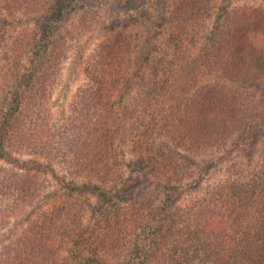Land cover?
<instances>
[{"label":"trees","instance_id":"obj_1","mask_svg":"<svg viewBox=\"0 0 264 264\" xmlns=\"http://www.w3.org/2000/svg\"><path fill=\"white\" fill-rule=\"evenodd\" d=\"M197 20L176 19L173 28L178 24L182 31L168 36L174 53L155 59L150 76L126 103L115 102L110 95L126 76L132 53L129 45L115 50L122 44L118 39L106 45L116 55L107 52L100 68L91 73L98 88L94 95L85 92L78 98L72 125L50 120L42 108L44 98L29 95L16 112L17 123L0 128V143L8 140L16 151L32 142L47 148L43 164L20 163L1 144L7 163L0 167L1 220L5 223L12 215L31 210L36 218L24 230L27 239L13 241L0 255V264H67L63 251L69 245L94 244L118 258L119 264H264V160L256 161L247 178L235 172L232 179L214 185L212 196L196 198L191 193L188 204L192 205L182 206L170 218L165 206L143 197L153 187L177 196L202 186L186 181L192 164L196 165L190 156L173 147H158L150 141L153 138L162 137L185 149L195 146L199 152L224 140L217 138L218 132L226 138L225 125L245 133L242 139L247 147L254 148L258 139L257 125L240 129L248 126L240 125V118L247 116L243 112L248 99L216 87H198L205 73L227 74L244 83L263 77L264 10L249 5L224 9L198 52L193 50L202 38L193 27ZM115 57L120 64L111 68L105 60L114 65ZM165 63L174 69H166ZM111 69L116 74H107ZM3 79L0 74L2 91L8 86ZM44 80L46 87L52 84L50 75ZM106 83L110 84L108 95L101 90ZM128 153L137 155L135 161H127ZM41 154L44 157L45 150ZM131 163L135 175L146 180L151 175L155 180L140 189L127 182L126 168ZM19 167L25 172H16ZM48 173L56 179L54 192L48 190ZM64 188L68 191L61 192ZM53 193L67 194L65 203L37 211L39 200ZM87 194L116 200L120 206L103 215L93 209ZM182 212L185 221L179 218ZM159 221L168 224L162 233L146 232L144 224L151 227Z\"/></svg>","mask_w":264,"mask_h":264},{"label":"rangeland","instance_id":"obj_2","mask_svg":"<svg viewBox=\"0 0 264 264\" xmlns=\"http://www.w3.org/2000/svg\"><path fill=\"white\" fill-rule=\"evenodd\" d=\"M248 5L260 6L264 10V0H0V74L8 84L3 90L4 93L0 90V128H10L17 123L16 112L21 110L29 95L44 98L45 104L42 108L50 120L58 121L60 125L70 124L76 102L81 99L79 97L85 92L92 96L98 88V83L93 81L91 73L100 68L102 63L99 61L105 55L107 57V52L111 51L113 56L116 55L106 45L118 39H122V44L117 45L115 50L126 49L129 45L132 53L129 57L130 64L125 70L126 76L120 79L122 81L110 95L113 101L124 104L150 76L155 59L162 56L165 59L170 58L174 53L168 36L172 31H182L178 24L173 28L176 19H198L193 23V27L202 38L198 40L196 49L186 45L190 50L198 52L207 43L204 38L211 34L213 25L224 9L231 10V7ZM201 18L205 20L202 23L199 21ZM115 58L118 61L114 65L108 63V59L105 60L109 67L114 68L120 64V58ZM165 65L166 69H174V65L170 63ZM112 70L107 74H116ZM47 71H50V74H46ZM205 74L207 76L200 86L198 85V89L216 87L239 94L244 100L248 99V107H244L243 112L247 116L240 118V125H257V128H260L258 139L254 148L247 147V143L245 145L242 139L245 133L241 135L238 131L233 132L232 126L223 125L229 129L226 138L218 132L217 138L224 140L221 143L213 141L207 148L201 147L199 152H196L195 146L190 148L188 145V149L176 147L174 142L171 143L162 137L150 140L158 147L167 150L173 147L180 154L190 156L192 163L196 165L192 164L186 181L193 180L202 185L194 192L187 189V192L177 196H171L154 187L147 189L143 197L149 196L155 204L165 206L166 218H170L179 208L191 206L192 204H188L191 193L197 196L196 198L205 199L212 196L214 185L232 179L235 172H241L242 176L247 178L255 170L256 161L260 163L264 160V121L259 119L261 114L264 115V75L257 81L244 83L227 74ZM47 75H50L52 84L49 83L46 87L44 77ZM109 87L110 84L106 83L101 90L106 91L108 95ZM249 125L240 129L250 128ZM164 142L167 145H164ZM1 144L6 154L18 159L20 163L34 160L43 164L46 160L47 148L41 142L28 143L26 147L23 144L20 150L16 151V145L5 140L0 143V167L7 166L6 159L2 157ZM44 150L45 155L42 157ZM136 158L137 155L133 153L127 154L129 162L135 161ZM20 168L16 169V172H25ZM126 170L127 182H132L136 188L140 189L147 185L148 181L155 180L151 175L147 176V180L135 175L133 163ZM47 177L51 182L48 190L54 192L56 179H52L50 173ZM67 191L64 188L61 192ZM66 195L53 193L45 201L41 202L40 199L41 205L37 206V211L64 204ZM91 195L87 194L93 209L102 211L103 215L113 213L120 206L116 200H103V197ZM35 214L33 210L29 213L18 212L5 223L0 216V255L13 241L23 237L27 239L24 230L31 225L32 218H36ZM179 218L185 221L186 213L182 212ZM189 221L192 222L193 219ZM167 225L159 221L154 222L151 227L144 224V228L146 232L154 235L162 233ZM103 251L96 244L84 247L69 245L63 251V256L67 264L120 263L118 258L109 257ZM129 253L131 254L130 251Z\"/></svg>","mask_w":264,"mask_h":264}]
</instances>
